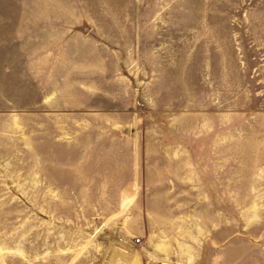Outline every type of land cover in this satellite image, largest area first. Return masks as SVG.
Instances as JSON below:
<instances>
[{"label": "rangeland", "instance_id": "obj_1", "mask_svg": "<svg viewBox=\"0 0 264 264\" xmlns=\"http://www.w3.org/2000/svg\"><path fill=\"white\" fill-rule=\"evenodd\" d=\"M1 2L16 5L11 18L54 19L58 38L103 35L120 66L117 81L104 83L102 106L41 111L51 121L41 118L39 137L8 72L0 264H129L128 255L133 264H264V0ZM101 129L119 131L121 146L146 145L154 160L113 169L67 144L75 130ZM182 143L193 147L197 183L189 186L161 156ZM127 178L146 184L119 201L116 183Z\"/></svg>", "mask_w": 264, "mask_h": 264}, {"label": "crops", "instance_id": "obj_2", "mask_svg": "<svg viewBox=\"0 0 264 264\" xmlns=\"http://www.w3.org/2000/svg\"><path fill=\"white\" fill-rule=\"evenodd\" d=\"M15 7V4L5 5L0 0V11L5 10L2 13L3 17L0 16V105L7 103L3 94L6 88L4 83L7 81L4 80H7L8 72H14L17 98L21 99V105L24 98L29 100L27 104L31 106L32 132H36L39 137L41 118L43 121L46 118L51 121V116L41 111H46L51 106H85L92 103L103 105L104 83L117 81L120 64L114 58L119 57V50L107 43L103 35L101 40L96 42L89 41L85 34L76 35L73 39L68 38L69 40L58 38L54 19H47V23L41 24L39 18L33 17L31 20L18 16L11 18L9 16L12 15L7 14V11ZM9 20L12 22L9 23ZM116 26L117 34L119 24ZM13 38L15 49H8V41ZM113 39L118 40L111 37L108 41L115 43ZM88 99L95 101L88 102ZM41 106L45 108L41 110ZM83 118L86 120L85 116ZM60 130L63 133L65 129ZM89 134H94V140L88 138ZM70 137L71 140L67 144L75 148L77 153L87 152L100 162L108 161L113 169L132 171L146 169L154 160L153 153L146 145L140 148L134 145L121 146L119 131L75 130ZM86 139L91 141L87 146H81ZM93 141L95 145L92 144ZM192 148L182 143L174 148L161 149V156L174 162L175 168L180 171L179 179L182 186L197 183L195 178L190 177V166L194 165L190 157ZM165 149L169 151L165 152ZM116 184L122 186L117 200L131 201L137 194L134 188L146 183L127 178ZM128 218L130 212L125 211L122 215L119 213L117 223L125 225ZM119 229L122 231V237L127 236L126 226H120ZM134 259L130 255L127 257L129 264H133ZM160 263L168 264L165 261ZM174 264L191 263L180 259Z\"/></svg>", "mask_w": 264, "mask_h": 264}, {"label": "built area", "instance_id": "obj_3", "mask_svg": "<svg viewBox=\"0 0 264 264\" xmlns=\"http://www.w3.org/2000/svg\"><path fill=\"white\" fill-rule=\"evenodd\" d=\"M138 241V240H137Z\"/></svg>", "mask_w": 264, "mask_h": 264}]
</instances>
